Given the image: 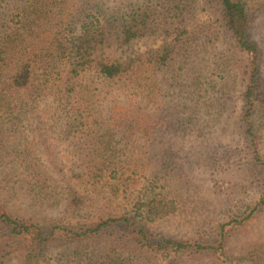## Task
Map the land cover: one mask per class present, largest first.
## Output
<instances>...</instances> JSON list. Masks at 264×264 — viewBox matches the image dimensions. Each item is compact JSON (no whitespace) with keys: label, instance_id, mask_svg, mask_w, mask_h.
Here are the masks:
<instances>
[{"label":"trees","instance_id":"trees-1","mask_svg":"<svg viewBox=\"0 0 264 264\" xmlns=\"http://www.w3.org/2000/svg\"><path fill=\"white\" fill-rule=\"evenodd\" d=\"M201 12L207 20L201 21ZM255 14L251 0H123L120 4L0 0V150L9 124L17 126L34 113L37 101L59 94L70 95L63 97L70 107L74 101L75 112H71L76 130L87 141H95L93 124L106 117L91 111L97 96L77 98L80 92L99 93L121 85L136 90L148 106L158 107L165 93L175 91L185 103L210 112L218 111L241 88L242 123L253 149L252 170L264 177L257 136L262 125L257 129L255 125L260 112L264 118V101L259 96L264 90V58L254 38ZM142 40L162 44L134 58L116 56ZM150 117L129 118L145 121ZM77 156L80 171L63 176L62 195L55 169L39 164L25 169L22 185L27 198L41 208H59L58 215L26 218L0 201V264L14 253L17 264H139L143 253L150 258L169 257L171 262L185 253L219 260L227 256L231 234L264 211L263 184L243 213L218 226L212 243L154 238L148 222L156 220L164 199L149 200L138 208L142 220L107 209H99L96 218L88 208L89 197L77 187L93 189L95 196L107 187L118 195L122 155ZM29 158L28 154L26 165ZM250 254H254L253 263L264 264V251L259 256Z\"/></svg>","mask_w":264,"mask_h":264},{"label":"rangeland","instance_id":"rangeland-1","mask_svg":"<svg viewBox=\"0 0 264 264\" xmlns=\"http://www.w3.org/2000/svg\"><path fill=\"white\" fill-rule=\"evenodd\" d=\"M110 1L120 4L123 0ZM251 1L256 6L254 38L264 58V0ZM207 17L203 12L199 15L201 21ZM161 44V40L138 41L116 56L120 60L134 58ZM89 94L97 96L91 111L106 117L93 124L95 141H87L76 130L71 112H75L74 101L70 107L63 98L70 95L37 101L34 113L32 107L28 118L17 122V126H7L4 148L0 150V201L10 212L26 218L58 215L59 208H41L27 198L22 185L25 169L36 164L55 169L62 195L66 183L63 176L80 171L77 155L94 152L122 155L119 167L123 174L117 182L118 195L107 187H103L101 196H95L93 189L77 187L89 197V210L96 218L99 209H107L115 215L123 213L142 220L138 208L149 200L164 199L157 208L156 220L148 222L154 238L212 243L218 226L243 213L258 197L264 177L252 170L253 149L242 123L241 88L218 111L210 112L185 103L175 91L165 93L158 107L148 106L136 90L122 89L121 85H111L99 93L83 91L77 98ZM259 96L264 101V90ZM56 99H60L58 103H54ZM137 115L151 117L145 121L129 118ZM260 117L261 112L255 125L256 129L260 122L262 125L257 136L264 161V118ZM230 237L227 256L219 260L211 255L185 253L171 262L169 257L150 258L143 253L139 264H256L250 253L258 252L259 256L264 251V211ZM17 257V253L12 254L4 264H17Z\"/></svg>","mask_w":264,"mask_h":264}]
</instances>
